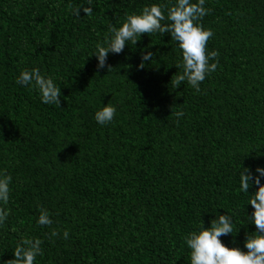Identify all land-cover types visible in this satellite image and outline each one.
<instances>
[{
    "label": "trees",
    "instance_id": "obj_1",
    "mask_svg": "<svg viewBox=\"0 0 264 264\" xmlns=\"http://www.w3.org/2000/svg\"><path fill=\"white\" fill-rule=\"evenodd\" d=\"M172 2L93 0L76 17L86 0H0V169L12 177L0 264L22 237L43 241L35 264H189L184 234L217 213L233 216L221 241L243 250L255 227L237 173L264 167V0H206L199 23L219 57L200 91L173 87L181 57L167 33L110 53V71L91 56L110 24ZM145 48L155 55L139 68ZM32 67L55 77L58 107L16 83ZM106 103L117 113L101 126ZM41 208L52 225L36 224Z\"/></svg>",
    "mask_w": 264,
    "mask_h": 264
},
{
    "label": "clouds",
    "instance_id": "obj_2",
    "mask_svg": "<svg viewBox=\"0 0 264 264\" xmlns=\"http://www.w3.org/2000/svg\"><path fill=\"white\" fill-rule=\"evenodd\" d=\"M93 0H86L84 4L72 8L76 17L83 12L91 16ZM206 0H173L170 4L152 3L142 7L139 12L126 14L124 20L117 27L109 25L103 41L95 44L91 56L96 58L97 70L112 68L107 65L110 53H121L128 43L135 45L141 34L167 33L171 40L176 42L181 59L177 66L181 71L175 74L172 80L174 88L182 82L195 91H200V84L207 75L218 67L219 52L215 49L207 50L206 45L213 31L199 23L208 14L210 9L204 5ZM155 53L142 50L139 68L145 67V61H152ZM211 61V62H210ZM18 85L34 90L41 103L46 105L60 104V86L53 75L43 73L40 68H24L15 77ZM117 113V108L111 104H103L92 118L101 125L111 123ZM184 113L177 111V120ZM239 191L247 196L246 205L251 206L250 214L244 216L246 224L254 225L255 231L246 233L243 241V250L239 247H228L220 239L221 236L232 234L234 231L233 216L230 214H215L207 227L200 220L199 226L188 231L183 236L189 257V264H264V167H240L237 173ZM12 177L6 170L0 169V226H3L9 216L10 209L5 207L10 199V184ZM255 187V190H248ZM53 220L47 209L41 208L36 224L41 226L52 225ZM245 223L241 222V226ZM238 228L235 229V232ZM52 237L58 235L56 229L50 232ZM69 232L63 231L62 237L67 239ZM43 241L38 237H22L12 253V258L2 264H35L38 256L43 254Z\"/></svg>",
    "mask_w": 264,
    "mask_h": 264
}]
</instances>
